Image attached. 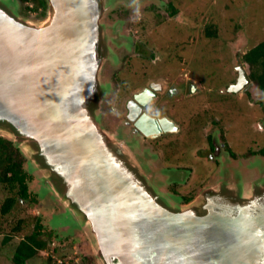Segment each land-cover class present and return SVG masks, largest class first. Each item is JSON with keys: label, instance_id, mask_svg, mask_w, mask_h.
I'll return each instance as SVG.
<instances>
[{"label": "water", "instance_id": "obj_1", "mask_svg": "<svg viewBox=\"0 0 264 264\" xmlns=\"http://www.w3.org/2000/svg\"><path fill=\"white\" fill-rule=\"evenodd\" d=\"M17 2L0 0V136L35 147L36 163L29 157L32 165L39 168L42 164L49 173L46 182L55 184L59 193L66 192L64 198L70 204L66 206H71L91 232L99 263L135 264L128 258L135 252L136 260L141 261L136 264H181L185 244L196 227L198 235H194L203 245L199 253H209L208 264H264V188L248 197L244 196L248 189L242 187L245 182L240 195L229 187L218 195L205 189L190 207L169 212L157 203L156 195L147 192L141 196L146 176V182L142 181V173L124 165L108 150L105 132L96 121L102 91L108 88L98 81L99 67L111 55L99 19L115 0H46L49 16L39 26L15 19L12 9ZM22 46L39 47L48 67L60 62L61 87L52 96L43 88L45 80L34 71L23 82L24 95L6 89L5 69L15 65L7 58L14 57L10 55L13 50L21 52ZM246 80L241 70L238 86ZM259 92L264 103V93ZM40 156L48 164L40 162ZM114 170L122 178L114 176ZM79 174L84 179H79ZM98 179H104V185ZM118 181L134 194L135 204L139 206L142 197L144 207L149 209L144 215L135 214L126 229L131 242H136L135 250L130 249L119 221L111 218L110 198L117 195L113 191L108 195L106 189ZM255 232L261 234L256 236ZM215 239L228 242L210 244ZM123 240L124 245H120ZM241 252L249 258H242ZM175 255L180 256L176 259Z\"/></svg>", "mask_w": 264, "mask_h": 264}, {"label": "rangeland", "instance_id": "obj_2", "mask_svg": "<svg viewBox=\"0 0 264 264\" xmlns=\"http://www.w3.org/2000/svg\"><path fill=\"white\" fill-rule=\"evenodd\" d=\"M17 1V7L12 9L13 11L8 9L14 13L15 19L33 26H39L42 22L47 21L49 7L45 10L46 12H41V9L32 12L26 8L28 3ZM154 6L159 11L162 10V15L161 11L159 14L156 13L153 9ZM172 9L177 12L175 16L170 14ZM99 20L112 56L108 55L99 67L98 81L101 86L106 85L108 88L106 91H102L96 121L100 129L105 132L107 141H104L112 155L119 156L124 165L127 167L130 165L140 175H142L143 169L150 170V177L153 178H156L158 173L167 172L168 167L176 168V166L185 165L191 159L196 158L199 164L197 163L198 167L196 165L194 173L197 176L195 181L198 186L193 193L191 203L200 199L205 189L217 195L227 187L236 189L239 191V195L243 190L248 189L246 190L247 194H244L246 197L261 191L264 188V156L246 159L249 156L254 157V154L259 153V150L264 146V128L262 131L258 128L260 113L254 112V107L247 101L245 102V98H241V95L235 96L227 92L228 94L225 96L221 94L218 96L216 93L223 88V85L219 89H215L213 95L210 91L212 86L206 85L205 82H219L225 76L229 79L232 76L233 79V70L241 63L242 55L264 40V0H115V5L107 9ZM206 26H210L212 30L215 28L217 32L215 38H206ZM135 40H139L145 46L141 48L144 53H150L158 58L157 61H153L154 64H151V67L162 64L160 60H162L161 52L164 48L174 46L178 49L176 53L177 67L167 71V75L162 80L170 84V75H173L174 82L177 84L176 88L179 93L177 100L180 101L179 106L182 105V112L178 110L174 118H178L181 131L172 137L159 139L154 147H152L153 141L150 150L145 149L147 146L138 136L131 135V143L124 140L119 135L120 131L125 128L123 124L119 125L120 121L112 125L114 116L120 120L110 107L118 88L113 79L117 77L118 81H122L129 87L131 79L141 73L144 75L143 68L148 65V60L142 61L143 58L132 55V44L135 43ZM113 45H117L118 49L115 48V50ZM110 65L117 69H111ZM242 65L244 69H248L247 65ZM124 67L125 69H123ZM113 70L117 71L111 77ZM186 78L188 82L189 80L196 82V86L200 88L195 95L185 93V89L181 88ZM257 90L253 94L250 92L249 102H262L260 90ZM262 105L264 106L263 102ZM116 113L123 115L117 106ZM236 119L237 121L234 122ZM234 127L241 128L245 136H249L248 141H244L242 138L238 139V133L233 134ZM126 134L130 136L128 128ZM208 134L213 135L214 141L218 145H225V153L227 154L229 151L230 157H228L233 160L227 161L225 165L219 167V171L214 170L212 173L209 171L210 166L213 168L210 160L199 154L213 139L212 137L209 139ZM122 136L124 137V134ZM0 138L11 143V146L8 145L7 148L12 161L16 159L14 153L20 152L21 156L18 152L16 154L23 162L24 171L32 178L29 189L35 187L32 197H38L35 215H38L37 213L40 215V218L31 216L33 211L31 214L26 212L27 204L22 205L16 202L14 213L3 221L2 229L5 230V233L9 232L11 227L18 225L22 228L15 236L19 240L22 238L21 236L28 237L38 233L39 230L36 238L45 244V252H43L45 260L50 258L49 261L68 264H88V256L99 260L96 251H89V247L91 250H95L91 232L81 224L82 219L76 217L75 213L65 210L66 219L64 220V223L69 220L71 223L75 222L77 224L75 230L66 233V225H59V227H63L62 229L52 225L53 210H58L59 204L62 202L68 203L64 198L66 192L59 193L55 184L46 182L49 179V173L43 169L42 164L37 162L41 165V167L38 166L39 168L32 165L29 157L34 161L35 149L33 151L32 148L35 147H31L24 141L15 142L1 136ZM234 139L239 140L235 145L232 143ZM241 141L246 144L241 145L239 143ZM253 141H257V145ZM239 146L241 148L237 150L236 148ZM252 150L255 151L251 153ZM165 151L169 158L173 159L168 164L163 163L162 160ZM146 152L150 158L144 156ZM40 157V162L44 165L48 164L42 156ZM147 177L151 179L149 175ZM244 182L246 185L242 186ZM161 186L163 190L164 184ZM169 186L163 191L169 193ZM156 187H153L154 191H157ZM185 189L183 196L186 195ZM5 191L0 186V203L4 196L9 194L8 191ZM171 194L176 195L172 192ZM161 199L167 201L166 197ZM178 199L180 201L182 198L178 197ZM182 203L180 202L179 205ZM68 205L70 204L68 203ZM188 207L190 206H186V208ZM56 221L62 223L63 220L61 221V217H58ZM50 233L53 236H49ZM40 252L37 251L38 256L33 259L36 264H40L42 261L39 256ZM29 262L31 261L26 264ZM0 264L4 263L0 262Z\"/></svg>", "mask_w": 264, "mask_h": 264}, {"label": "flooded vegetation", "instance_id": "obj_3", "mask_svg": "<svg viewBox=\"0 0 264 264\" xmlns=\"http://www.w3.org/2000/svg\"><path fill=\"white\" fill-rule=\"evenodd\" d=\"M47 8L48 6L46 4L45 9H43V12H46L45 10ZM153 9L156 11L157 14H159V12L161 11V15H162V10L159 11L156 8V6H154ZM176 14L174 15L172 14L171 16H175ZM132 45H133L132 55H136L137 57L143 58L142 61L148 60V65H145V67L143 68L144 75L141 73L137 75L138 77L134 76L131 79L132 82L130 83V85L132 87L131 86L128 87L127 85H124L122 81H118L117 77L113 79L117 83L118 88H117V94H115L114 98L112 99V104L110 107H111V111L114 112V114L118 115V118H120V120H117L116 116H114L112 125L120 121L119 125L121 126L123 124L125 128H123L120 131L119 135H121V137L124 140L130 142V139L132 140V136H138L140 137L142 142L147 146L145 147V149L150 150V146L153 141H154V144L152 145V147L156 146L157 141L159 139L167 138L170 136L172 137L180 133L181 131V127L180 125H178L179 123L178 118H174V115L177 114L178 110L179 112H182V105L179 106L180 101L178 102L177 100V96L179 95L178 90L176 88L177 84H175L174 82L175 79H173V75H170V79H171L170 84L169 83L167 84L165 81L162 80L167 75V71H169L170 69H175L177 67L178 61L176 59V53L178 49L174 46L164 48L161 52L162 60L160 61L162 62V64L151 67L152 66L151 64H154L153 61L154 60L157 61L158 58L156 56L150 55V53L148 54L144 53L141 48L145 46L142 43H140L139 40L137 41L135 40V43L133 42ZM113 46H114V49L115 48L118 49L117 45H113ZM21 48H22L21 52L18 53L17 50L15 51L13 50L10 55L14 57L7 58V61L13 62L15 65H13L11 68L5 69L6 75L3 78L5 79L6 89L9 90L11 94H15L18 96L24 95L26 89L24 88L23 82L28 77L29 72L34 71V73L37 74L40 79L45 80L44 82L45 84H43V88L48 92V94L52 96L53 93H55V91H58L61 87V81L59 78V72H60L61 67L58 66L60 62H57L56 66L54 64L51 67H48L46 62L43 60L44 56L43 57L40 56V55H44V53L41 49H39V47L33 48L31 46L30 47L22 46ZM50 53L54 55V51H51ZM132 63H134V61H132ZM241 63L244 64L242 61ZM241 63H239L237 67H235L236 69L233 70L234 72L233 79L230 74L231 76L230 79L227 76H225L221 78L219 82L218 81L217 82L208 81L205 83L206 85L212 86V89L210 91L212 92L213 95L215 93V89L217 88L219 89L223 85V88L219 92L216 93L218 96H220L219 94L225 96V94L229 93L235 96L241 95L242 96V97L240 96L241 98L244 97L245 102L247 101L248 104L254 107V112L260 113L259 114L260 117L258 121V128L260 131H262L264 128V106L262 105L261 101L249 102L250 92L253 94L256 89L258 90L260 89L256 85V83L250 79L249 69H244V66ZM112 66L110 65V67ZM239 67H241L242 69H238ZM111 69H117V67L115 68L112 67ZM123 69H125V67ZM241 70L246 75L247 80L244 84H241L240 86H238ZM53 71L55 72L54 74H53ZM116 71L114 70L112 71L111 77H113ZM225 73L227 74V72ZM236 86L238 87L235 90ZM181 88L185 89V93H189L190 95H195V93H198V90H200V88L196 86V82H192L191 80H189L188 82L187 78ZM116 106L118 107L119 112H123V115H121L120 113H116ZM236 121L237 119L234 122ZM140 123L142 124L141 126L146 129V132L139 127ZM127 128L129 129L130 136L126 134ZM234 130L235 131H233L234 132L233 134L236 135V133H238L237 134L238 139L242 138V140L244 139V141L246 140L248 141L249 136H245L241 128L234 127ZM122 134H124V137L122 136ZM207 137H209V139H212L213 135L208 134ZM238 139H234L232 143L235 145V143L239 141ZM239 143L241 145L246 144L242 141ZM253 143L257 145L258 142L253 141ZM224 146L218 145V143L215 142L213 138L207 143L206 147L204 148V151H201L199 153L201 157L203 158L207 157L212 163L213 168L210 166L211 169L209 170L211 173L214 170L219 171L220 169L219 167H221L222 165H225L227 161H230V162L233 161L229 159L230 152L228 151L227 154L225 153L224 150L226 149ZM240 148L241 146L237 147L236 149L240 150ZM166 151H165V156H162V160H163V163L168 164L173 159L169 158V156L166 154L167 153ZM254 151L252 150L251 153ZM259 151H260L259 153L256 152L254 154L255 156L253 155L254 157L249 156L246 159H250V158L254 159L259 156H264V146ZM17 152L18 154H20L19 151ZM16 153H14V157L16 159L15 161L13 160L12 162L16 165V167H18L17 169L22 170L21 172L25 174L24 184H25L26 193L24 196L22 194L20 195L18 194L19 188H16L15 192H17V194L15 193L14 195L15 198H13L14 201L11 207L6 210H3V209L1 210L2 204H4L6 199L10 197L11 193L9 192V190H7V185L0 183V186L4 188V190L9 192L8 195L4 196V198L2 199L0 203V220H1L0 221V262H3L4 264H26L28 261H31L29 262V264H36L34 263L33 259L36 256H38L37 251H41L39 253L40 258H42V261L40 264H57V263L58 264H68L65 262L62 263V262L49 261L50 258H47V260H45L46 258L45 259L43 258L44 256L43 252H45V244L40 241L43 246L41 248H37L36 246L33 245V242H32L33 237L38 236L39 230H38V233L36 232V234H32L31 236H28V237L23 235L21 236L22 238L19 237L21 239L17 240L18 238H16L15 236H17L18 231L22 229L20 226L17 225L15 227H11L10 231L7 233H5V230L2 229V224H3L4 219L8 216L10 217L14 213L16 202H19L22 205L27 204L26 212L31 214V211H33V214L31 216H35V218L36 217L40 218L39 213H37L38 215H35L36 213L35 207H37L36 202H37L38 197L37 196H35L34 198L32 197L34 195L33 190L35 187L29 189V184L31 183L32 178L30 175H28L24 171V168L22 165L23 162L21 161V158ZM145 154H146L144 155L145 157L150 158L148 152H146ZM259 158H262V157H259ZM197 163L199 164V161H197L195 158V159H191L185 165H182V166L175 165L176 168L168 167V171L165 172L164 174H160V173L156 174L157 180H155L156 178L150 177L151 175L150 170L148 171L146 169H143L142 181H145V176H146L147 183H146V186H144V188L141 190V196L145 195L147 192L149 194L151 193L152 195H156L158 198L157 203L164 205L166 210H168L169 212H177L179 210H184V208H186V206H189V204L193 201L192 196H193V193L196 191V187L198 186L197 181H195L197 176L194 173L195 172L194 169L198 167ZM102 170H105V168L103 167ZM113 175L117 176V178H122L121 174L117 173L115 170L113 171ZM147 175H149L151 179H149ZM78 177L79 179H84L81 174H79ZM98 181H100L101 185H104V182H105L104 179L102 180L98 179ZM151 182H153V184H151ZM115 183L112 182L110 184V186L112 185V187L109 188L108 186V189H106L107 193L109 192L108 195L111 194L112 191L114 192L115 195H117L116 197L110 198L109 206H110L111 218H113L114 220L117 219L119 221L120 230L125 231V234L127 235V236L125 235V237L127 238V243L130 246V249L135 250V247H137L136 242L135 241L131 242V240L129 239V236H131V234L128 231H126V229L129 228V224L133 222V217L135 216V214L140 213L141 215H144L145 212L148 211L149 209L147 207H144L142 197H141L140 205L138 206L137 204L134 203V198H135L134 194L129 193L126 188L121 187L122 185L120 184V181H118V183L117 182ZM162 184H164L165 186L163 190H166V188L168 189L167 186L170 185L169 193L162 190V186H161ZM153 187H156L157 191L156 190L154 191ZM184 189L186 191L185 196L182 195V194H185L183 191ZM171 192L176 195H172ZM135 194L137 193L135 192ZM137 196L139 199L140 195L137 194ZM164 197H166L167 201H163L161 199ZM178 197L182 199L179 201ZM180 202L181 203L183 202V203L179 205ZM68 209L70 210V212L72 211L74 213V210H71L70 206H66V203L62 202L61 204H59L58 210L57 209L53 210V215H52L53 216L52 225L58 226V227L59 225H63V224L66 225L65 227L66 233H69L71 232V230L73 231L77 228V224L75 222L71 223L70 220L67 223H64V220L66 219L65 210L69 211ZM153 212H157V211L153 210ZM40 213L42 214V212ZM58 217H61V221L63 220L62 223L60 222L58 223V221H56ZM20 223H23V221L22 222L20 221ZM59 228L62 229L63 227L60 226ZM195 230H196V227H195ZM195 230H193L192 234L188 238V241H187L188 245L185 244L184 253L181 254V256L183 255L185 256V258L183 259V261L181 260L182 261L181 264L184 263L185 261L193 262V260L198 261V262L200 261L202 262V264H208V262L211 263L210 258H209V253L208 254L206 253V255H200L199 253L202 244H201V240H197L196 235L198 234H197V230L196 232ZM198 232H202V231L199 230ZM194 233L196 235H194ZM49 236H53V235L50 233ZM48 240H49V237H48ZM183 240L186 241L185 239ZM227 240L228 239H225V240L215 239L212 241L210 240V244L215 246V245H219L222 243V245H224L228 242ZM132 243L133 245L131 246ZM119 244L124 245V240L121 241ZM84 247L87 248L85 245ZM89 248H90L89 250L90 252L92 251L95 252V250H91V247ZM29 253H30V256H27ZM86 253H88V250H86ZM131 254L132 255H129L128 257L131 261H134L135 264L141 262V261L136 260L138 258L137 256L135 257V252H131ZM178 256L180 255H175V258L178 259ZM199 257H201V259H199ZM87 259H88V264H98L99 263V260H96L92 256H88ZM170 259H172V255L170 256Z\"/></svg>", "mask_w": 264, "mask_h": 264}, {"label": "trees", "instance_id": "obj_4", "mask_svg": "<svg viewBox=\"0 0 264 264\" xmlns=\"http://www.w3.org/2000/svg\"><path fill=\"white\" fill-rule=\"evenodd\" d=\"M21 1L25 4L28 3L26 8L27 10L32 12L35 10L37 11V9H41V12H43V9H45L46 6L45 0ZM168 5L170 6L171 4ZM170 14H176V10L172 9V12ZM205 36L206 38H215L217 36L215 28L212 30L210 29V26H206ZM241 61L248 66V69L250 71V79L255 82L260 91L264 93V40L247 50L242 55ZM8 145L11 146V143H8V141L0 138V183L7 185V190H9V192L12 194H10V197H8L4 204H2L1 210H6L11 207L14 201L13 198H15L14 195L15 193L17 194V192H15L16 188H19L18 194H22L24 196L26 193L24 184L25 174L21 172L22 170L17 169L18 167H16V165L12 162V158L8 153ZM32 242L33 245L37 248H41L43 246L36 237H33ZM27 256H30V253Z\"/></svg>", "mask_w": 264, "mask_h": 264}, {"label": "bare ground", "instance_id": "obj_5", "mask_svg": "<svg viewBox=\"0 0 264 264\" xmlns=\"http://www.w3.org/2000/svg\"><path fill=\"white\" fill-rule=\"evenodd\" d=\"M32 55H33V54H32ZM36 58H37V56H36ZM51 73H52V72H51ZM54 73H55V72L53 71V74H54ZM53 77H55V76H53ZM53 77H52V78H53ZM50 79H51V78H50ZM51 80H52V79H51ZM51 80H50V81H51ZM50 81H49V82H50ZM51 82H52V81H51ZM48 85H49V84H48ZM255 234H256V236H257V235H260L261 233H259V232H255ZM262 237H263V240H264V236H262ZM255 238H256V237H255ZM255 238H254V239H255ZM254 242H255L254 245H256V244L258 243L256 240H255ZM240 254H241L242 258H244V259H248V258H249L248 255H246L245 253H242V252H241Z\"/></svg>", "mask_w": 264, "mask_h": 264}]
</instances>
